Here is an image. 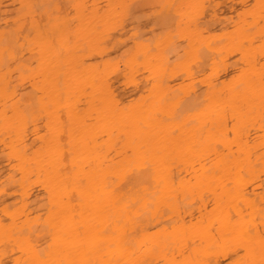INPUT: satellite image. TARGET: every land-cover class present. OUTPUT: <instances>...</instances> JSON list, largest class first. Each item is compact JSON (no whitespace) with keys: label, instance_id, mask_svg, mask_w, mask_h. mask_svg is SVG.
I'll list each match as a JSON object with an SVG mask.
<instances>
[{"label":"bare ground","instance_id":"bare-ground-1","mask_svg":"<svg viewBox=\"0 0 264 264\" xmlns=\"http://www.w3.org/2000/svg\"><path fill=\"white\" fill-rule=\"evenodd\" d=\"M229 258L264 261V0H0V261Z\"/></svg>","mask_w":264,"mask_h":264},{"label":"snow or ice","instance_id":"snow-or-ice-1","mask_svg":"<svg viewBox=\"0 0 264 264\" xmlns=\"http://www.w3.org/2000/svg\"><path fill=\"white\" fill-rule=\"evenodd\" d=\"M239 251L240 252H244L245 249L243 246H240L239 248ZM0 264H9V262L7 261H0ZM60 264H102V262H99V261H90V260H86V261H79V262H64V261H61ZM224 264H235V262H232L229 259H226ZM261 264H264V261L261 262Z\"/></svg>","mask_w":264,"mask_h":264},{"label":"rangeland","instance_id":"rangeland-1","mask_svg":"<svg viewBox=\"0 0 264 264\" xmlns=\"http://www.w3.org/2000/svg\"><path fill=\"white\" fill-rule=\"evenodd\" d=\"M227 1V0H226ZM231 2V0H229ZM145 20V18H143Z\"/></svg>","mask_w":264,"mask_h":264}]
</instances>
